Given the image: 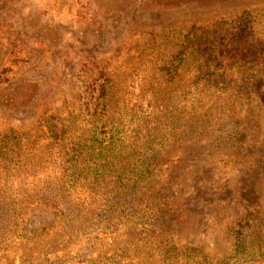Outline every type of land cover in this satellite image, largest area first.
Wrapping results in <instances>:
<instances>
[{"label": "rangeland", "instance_id": "1", "mask_svg": "<svg viewBox=\"0 0 264 264\" xmlns=\"http://www.w3.org/2000/svg\"><path fill=\"white\" fill-rule=\"evenodd\" d=\"M101 84L105 119L160 142L149 180L148 149L124 159L135 189L58 183ZM195 86L223 130L191 145ZM263 241L264 0H0V264H264Z\"/></svg>", "mask_w": 264, "mask_h": 264}, {"label": "trees", "instance_id": "2", "mask_svg": "<svg viewBox=\"0 0 264 264\" xmlns=\"http://www.w3.org/2000/svg\"><path fill=\"white\" fill-rule=\"evenodd\" d=\"M104 85L105 84H101L98 86V88H94L98 89V94L96 95L94 103L93 119L91 122L93 124L88 131V135L83 138V141L81 143H78L79 147L74 149L73 156L66 161L65 174L63 177L64 180H60L58 182L60 183V185H65L66 183L67 187L72 188L77 182L83 185H92L93 182H96L97 184H103L107 177H114L113 181L117 183V192H120L127 188L135 189L137 184L131 183L129 181L130 174L133 169L128 168L129 164L124 159L129 158L131 162L137 160L140 162H144V160L141 159V151H135V148L141 147H145L151 152V154L148 155L145 159L148 163L144 165H151L144 168L145 170L143 171V175H145V178L149 180V178L157 176L156 172L159 174L161 171L160 165L163 164L165 158L160 156L158 154V151H154L153 147L156 144L160 143L158 142L159 139L157 138L156 133H148L149 135L144 134L145 137L137 133V135L135 134L132 137H128L126 133L128 134L130 130L128 128H125L124 123H122V127L119 128L117 123L110 119L104 118V97L106 94V89ZM230 88L233 91L240 90V88L234 89L232 86ZM201 89L203 88H199L198 90H196L195 86L194 90L195 108L193 113L191 114L193 117L190 130L191 145L198 144L201 141L202 137L209 134V130H211L213 133H218L223 130L222 124L216 122V120H213L210 123L208 110H204L201 112L203 106H200L198 104V102L201 101V99L203 98L201 96L198 97V92H200ZM246 91L249 92V87L246 88ZM235 96H237L236 92H229L228 96H225V98H234ZM220 102L221 99L217 98L216 100H214V104L211 105V108L214 107L212 111H215L214 116L216 119L219 118V115H225L226 112H229V105H221V109L217 110L218 106L221 104ZM236 107H238L239 109V106L235 105L234 108L236 109ZM97 109H99V111H102L103 114H98L96 111ZM210 125H212V129H210ZM242 129H244V127L235 129L230 133L229 138L232 142L241 141V139L243 138V132L240 131ZM129 139L133 140V142L129 143ZM131 145L134 147L130 150L132 156H129L128 153L126 155V149ZM115 150H117V153H114ZM66 196L67 198H69L68 195ZM61 200L62 198L60 197L59 201ZM104 200L106 201V197ZM87 203L90 204L91 202ZM70 206L71 205L68 203V207ZM55 211H58L55 214L59 215H62L64 213L59 209H55ZM70 214L72 213L70 212ZM22 236L23 235L19 234V238H21ZM236 236L238 237V239H240L242 237L241 232L238 231ZM29 238L30 237L24 239L23 241L27 242L26 244H30ZM23 241L19 239L18 244H23ZM31 248L35 249V245H31ZM77 258L92 263L100 262L102 259L113 261L111 257L103 255L89 259L81 258L79 256ZM71 259L73 260L75 258L71 257ZM170 261L171 260L169 256H163L161 257V259L153 260L149 264H170ZM23 262L24 260H21V264H24ZM62 263L72 264L74 262L68 261L67 263ZM201 263H203V258L200 259V264Z\"/></svg>", "mask_w": 264, "mask_h": 264}]
</instances>
